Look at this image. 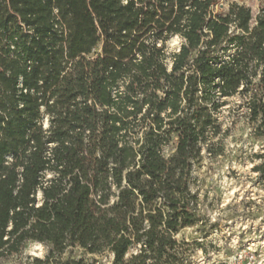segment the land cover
<instances>
[{
	"label": "trees",
	"instance_id": "trees-1",
	"mask_svg": "<svg viewBox=\"0 0 264 264\" xmlns=\"http://www.w3.org/2000/svg\"><path fill=\"white\" fill-rule=\"evenodd\" d=\"M221 1L0 0V261L197 264L198 170L264 138V8Z\"/></svg>",
	"mask_w": 264,
	"mask_h": 264
},
{
	"label": "rangeland",
	"instance_id": "rangeland-1",
	"mask_svg": "<svg viewBox=\"0 0 264 264\" xmlns=\"http://www.w3.org/2000/svg\"><path fill=\"white\" fill-rule=\"evenodd\" d=\"M233 3L249 7L254 14L264 8V0H222L223 10ZM180 44L178 37L172 38L169 50H177ZM197 176L196 191L207 223L178 236L204 242L206 252L198 249L195 262L264 264V138L255 137L251 125L241 118L226 142L225 155L207 159ZM46 255L44 245L31 242L21 254L0 264H37L35 260H45ZM111 258L104 257L103 262Z\"/></svg>",
	"mask_w": 264,
	"mask_h": 264
}]
</instances>
